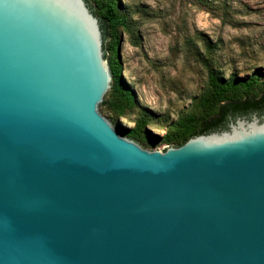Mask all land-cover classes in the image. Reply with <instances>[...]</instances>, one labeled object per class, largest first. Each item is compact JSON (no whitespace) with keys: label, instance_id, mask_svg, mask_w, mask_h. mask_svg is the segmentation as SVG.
Segmentation results:
<instances>
[{"label":"water","instance_id":"95a60500","mask_svg":"<svg viewBox=\"0 0 264 264\" xmlns=\"http://www.w3.org/2000/svg\"><path fill=\"white\" fill-rule=\"evenodd\" d=\"M106 43L85 0H0V264H264V112L143 149Z\"/></svg>","mask_w":264,"mask_h":264},{"label":"rangeland","instance_id":"374dc122","mask_svg":"<svg viewBox=\"0 0 264 264\" xmlns=\"http://www.w3.org/2000/svg\"><path fill=\"white\" fill-rule=\"evenodd\" d=\"M116 1L131 33L123 27L109 31L106 61L119 64L134 105L116 93L103 116L133 129L139 114L148 113L139 132L143 142H136L143 149L147 133L167 143L184 120L205 117L199 99L210 72L264 93V0ZM85 3L89 9L94 4ZM94 17L103 27L99 14Z\"/></svg>","mask_w":264,"mask_h":264},{"label":"trees","instance_id":"16d2710c","mask_svg":"<svg viewBox=\"0 0 264 264\" xmlns=\"http://www.w3.org/2000/svg\"><path fill=\"white\" fill-rule=\"evenodd\" d=\"M93 3V5L89 4V7L94 15L97 13L101 18L104 39L110 30L117 27H123L128 33H131L127 17L118 13L116 0H93ZM108 66L111 75V91L118 93L127 106L134 105L133 93L125 86L120 77L119 64L109 61ZM100 105L105 106V100ZM199 105L206 112L205 117L198 123L191 119L184 120V125L180 126L172 137L166 139L168 145L178 147L193 136L221 130L226 127L230 119L237 116H247L254 112L263 113L264 93L256 94L254 87L249 83H241L234 79L223 81L210 72L208 73V88L200 97ZM148 120V113H140L135 121V127L130 131H124V136L135 142H143L139 132L147 125Z\"/></svg>","mask_w":264,"mask_h":264}]
</instances>
